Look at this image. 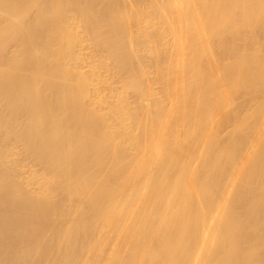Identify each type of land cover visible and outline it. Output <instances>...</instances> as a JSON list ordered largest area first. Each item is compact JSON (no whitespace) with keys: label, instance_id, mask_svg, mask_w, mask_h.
I'll return each instance as SVG.
<instances>
[{"label":"bare ground","instance_id":"6f19581e","mask_svg":"<svg viewBox=\"0 0 264 264\" xmlns=\"http://www.w3.org/2000/svg\"><path fill=\"white\" fill-rule=\"evenodd\" d=\"M252 13L264 0H0V264H264V57L218 70L247 77L256 119L217 151L220 104L195 98L217 88L211 32Z\"/></svg>","mask_w":264,"mask_h":264},{"label":"rangeland","instance_id":"374dc122","mask_svg":"<svg viewBox=\"0 0 264 264\" xmlns=\"http://www.w3.org/2000/svg\"><path fill=\"white\" fill-rule=\"evenodd\" d=\"M133 10L135 11V8ZM250 15L246 17H242L240 15L233 17L232 15L231 18H227L226 21L222 22L221 25L218 26L215 33L216 35H213L212 34L213 32H211V37L215 38L214 41L210 43V46L211 45L212 46L211 47L209 46L210 48L208 47L203 48L204 50L201 51L200 56L202 57V60L204 62L201 59L199 61H202L203 63L207 61V63H210L211 61L214 62L213 60H215L216 64H220L218 68L216 66H211L212 69L214 68L215 70L209 69L210 73H208L207 71V74H212V79L206 82L207 85L208 83H210V85L211 84L216 85L217 88L215 89V87L213 86L211 93L207 92L202 95L200 94L195 95V98L209 102L208 103L209 107L211 102H213L214 105L220 104V106H218L219 109L217 112L213 114L209 113L208 115L204 116L209 121V124L215 123V125H213L210 132L204 129L205 138L203 139H207L209 137H213L214 139H216L218 137L219 138L218 140L221 142V144L214 147L215 149L213 147L206 145V147L210 149L209 152L217 151L216 149L225 146L226 143L222 144L223 143L222 139L225 138L226 131L232 126L237 127V132H235L234 135L246 133L247 131L249 132L254 126L256 116L248 115V113L254 110V106L251 107V104L252 102H254V100L251 99L252 95H250V88L246 87L247 80L246 82L244 81L245 79H247V77L241 75L240 79L242 78V76L244 78L243 80L241 79L242 81H244L242 82L241 80L239 81V78L235 79V77L233 76H235L236 74L232 72L235 75L234 74L232 75V73H230L233 77L232 78L228 74L229 78L231 77L230 78L231 81L229 82L230 79L229 78L227 79L226 78L227 76L223 77L225 75L224 71H223L224 74L222 73V75L220 73L222 71H219V73H217L218 70H225L221 65L223 64L226 67L227 63L229 66H240L239 69L240 71L244 70L242 66H247L249 69H251L255 64V61L260 56L264 57V25H262L261 22L253 21L255 14L252 13V15L251 16ZM235 23L237 24L236 28H233ZM221 29H225V32L219 34L218 32H220ZM226 34H229L230 36L233 34L239 35L244 38V41H240L239 39L232 41L229 37L225 36ZM218 37H221L220 39L221 42H218L219 40L216 39ZM13 45L14 43H11L10 46H8V48H12ZM5 48H7V45ZM200 56L198 54V57ZM138 60H140L138 62H141L140 58ZM18 62H20V60H18ZM187 62H189V60L186 61V63ZM151 64H152L151 70H156V64L153 60L151 61ZM20 65L23 66L24 68L27 67V65H24V63L23 64L20 63ZM153 75H154L153 79L156 81V83L152 79L153 80L151 81L152 86L155 88L157 92L162 93L161 92L162 87H160L161 84L160 83L157 84V82H159L157 73L153 71L151 73V77ZM222 77L226 78L227 79V81L225 80L226 84L228 83L227 85L224 86L222 85L223 88L220 87ZM216 83L219 84L220 86L217 85ZM250 86L253 85L251 84ZM260 87H258L257 91H255L256 95L258 96L264 94L261 92V90H264V84H261ZM160 119L162 122L164 121L165 119L164 113L160 115ZM172 125H176V128L179 127L176 122L173 123ZM208 127L210 128L209 125ZM199 129H200L199 126L193 128V133H195L196 136L200 134Z\"/></svg>","mask_w":264,"mask_h":264}]
</instances>
